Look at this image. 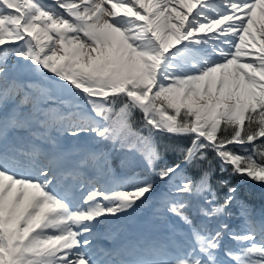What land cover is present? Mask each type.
<instances>
[{"label":"snow or ice","instance_id":"6c2138e0","mask_svg":"<svg viewBox=\"0 0 264 264\" xmlns=\"http://www.w3.org/2000/svg\"><path fill=\"white\" fill-rule=\"evenodd\" d=\"M214 161L264 185V0H0V264H264Z\"/></svg>","mask_w":264,"mask_h":264},{"label":"trees","instance_id":"16d2710c","mask_svg":"<svg viewBox=\"0 0 264 264\" xmlns=\"http://www.w3.org/2000/svg\"><path fill=\"white\" fill-rule=\"evenodd\" d=\"M133 124L134 127L137 129L140 127L139 116L136 117V119L133 121ZM256 143H259V141H257ZM213 165L215 166V167L213 166L215 171L212 179V183L214 185L216 184L217 180L221 178L223 179L227 178L232 185H235L238 188L237 199L242 200L245 203L249 204L251 207L256 209L257 212H259L261 207H264V185L261 184L263 188L255 187L253 183H250L247 180H240L238 177H232L227 172L221 173L215 161ZM114 167L116 168L117 173L122 174L118 165H114ZM226 247L234 248L233 242L226 241Z\"/></svg>","mask_w":264,"mask_h":264},{"label":"rangeland","instance_id":"374dc122","mask_svg":"<svg viewBox=\"0 0 264 264\" xmlns=\"http://www.w3.org/2000/svg\"><path fill=\"white\" fill-rule=\"evenodd\" d=\"M42 2H44V3H51V0H42ZM13 59H15V58H13ZM164 143H166V141H164ZM230 147H234V146H230ZM170 156H171V154H169ZM210 159H212V156L210 155V157H209ZM214 166V165H213ZM215 167V166H214ZM227 179V178H226ZM228 180V179H227ZM98 187L100 186V185H97ZM105 187L106 188H110L111 187V185H108V184H105Z\"/></svg>","mask_w":264,"mask_h":264}]
</instances>
